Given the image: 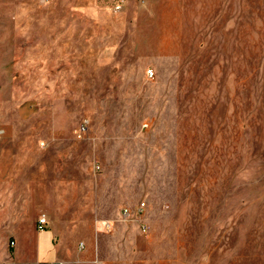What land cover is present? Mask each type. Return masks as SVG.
I'll list each match as a JSON object with an SVG mask.
<instances>
[{
  "label": "rangeland",
  "instance_id": "rangeland-1",
  "mask_svg": "<svg viewBox=\"0 0 264 264\" xmlns=\"http://www.w3.org/2000/svg\"><path fill=\"white\" fill-rule=\"evenodd\" d=\"M115 3L0 0L4 177L66 162L84 191L20 187L0 264L51 262L42 212L65 264H264V0Z\"/></svg>",
  "mask_w": 264,
  "mask_h": 264
},
{
  "label": "crops",
  "instance_id": "crops-1",
  "mask_svg": "<svg viewBox=\"0 0 264 264\" xmlns=\"http://www.w3.org/2000/svg\"><path fill=\"white\" fill-rule=\"evenodd\" d=\"M24 164L25 165L19 163V167H11L9 176L4 177L6 175L5 172L9 169L6 168L3 156L0 157V247L2 248V253H5L6 247V242L4 240L5 233L15 235L16 239H18V235L22 233V229L20 227V204H18V192L20 187L30 185L32 180L42 179V181L44 180L45 182L46 180L50 181L55 177L54 181L60 183V188L66 184L69 186L70 192L73 191V189L74 191L76 189V193L81 200L84 193L82 184L80 183L81 175L79 176L76 173L68 172V170L71 171L70 169L76 170V164H67L66 162L51 163L50 161H45L41 167L42 174L40 178L19 176L21 172L20 170L23 169V166L25 167L27 165V163ZM62 182H64V185L62 184L63 186H61ZM98 193L100 195L98 196L96 206L94 207L95 212L93 213V216L107 219L113 216L116 200L114 199L113 192L109 189V187H106L101 191L97 190V193L94 191L92 195L96 196ZM80 203L82 205L83 201ZM43 214L46 215L45 212H42L39 214L38 218ZM54 223L56 222L54 221ZM37 226L38 219L36 222V229L38 232V260L46 263V261L55 262V260L60 257H68V255L55 257V253L53 252V246H55V243L58 244L60 239L53 238V235L58 233L59 229L47 230L45 228L39 230Z\"/></svg>",
  "mask_w": 264,
  "mask_h": 264
},
{
  "label": "built area",
  "instance_id": "built-area-1",
  "mask_svg": "<svg viewBox=\"0 0 264 264\" xmlns=\"http://www.w3.org/2000/svg\"><path fill=\"white\" fill-rule=\"evenodd\" d=\"M125 2H126V0H116V8L117 9H119V8H121V7H123L124 6V4H125ZM151 72V74L153 75V72H152V70L150 71ZM83 130H85V128L83 127L82 129H81V131H83ZM4 132V130L3 129H0V134H2ZM127 210H125V213L127 214ZM48 224V220H47V216L45 215V214H43V215H41L39 218H38V229L39 230H42V229H45L46 228V225ZM14 242L15 241H12V243L14 244ZM84 247V243L82 242L81 244H80V248H83ZM48 264H65V262L64 261H55V262H49Z\"/></svg>",
  "mask_w": 264,
  "mask_h": 264
}]
</instances>
